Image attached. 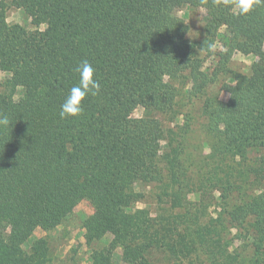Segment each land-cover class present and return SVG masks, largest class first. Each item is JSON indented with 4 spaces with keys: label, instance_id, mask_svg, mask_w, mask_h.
Segmentation results:
<instances>
[{
    "label": "trees",
    "instance_id": "16d2710c",
    "mask_svg": "<svg viewBox=\"0 0 264 264\" xmlns=\"http://www.w3.org/2000/svg\"><path fill=\"white\" fill-rule=\"evenodd\" d=\"M10 5L35 30L8 25ZM185 7L206 12L198 41L178 16ZM235 53L254 56L248 74L229 68ZM85 59L101 92L60 119ZM0 69L11 123L0 127V264H52L50 235L83 201L88 264H264V6L240 16L223 0H0ZM220 78L232 81L225 101ZM180 89L201 103L210 138L196 165L184 161L187 130L159 118L176 115ZM148 197L154 218L136 207ZM37 229L48 235L33 240Z\"/></svg>",
    "mask_w": 264,
    "mask_h": 264
},
{
    "label": "rangeland",
    "instance_id": "374dc122",
    "mask_svg": "<svg viewBox=\"0 0 264 264\" xmlns=\"http://www.w3.org/2000/svg\"><path fill=\"white\" fill-rule=\"evenodd\" d=\"M178 16L181 17L188 26V35L187 38L189 41H198L202 38L203 26L206 22V12L202 9H192V8H182L178 12ZM5 21L8 25L18 24L24 28L29 30H35L33 25L31 24V18L26 15L23 10L16 9L13 6H8L7 10L4 13ZM40 30L45 29V25L41 24L39 27ZM215 48L220 49L218 44L215 45ZM255 61L254 56L248 55L244 56L240 53H235L232 56L229 68L236 73L248 74L250 66ZM213 69V59L212 57H208L204 64V71L211 72ZM10 76V72L5 69H0V81L5 80ZM227 77V76H226ZM227 79V78H225ZM220 78V80L214 85V92L217 93L220 100H227L228 94L222 91V87L227 83H232L230 80H225ZM187 90L180 89L179 94L176 98V103L174 107V111H176V115H166L159 116L160 121L163 124V127L166 129L172 128L176 131L179 129L187 130L185 151L187 152L188 159L184 160L186 165L189 164L196 165L199 161L204 159L206 156L210 154L209 147L207 143L210 142V138L206 135L203 129L204 117L201 115V103L197 99L190 100L186 93ZM143 114V110L141 108H137L133 115L135 117H140ZM176 116V117H175ZM185 119L188 120L186 123ZM165 143H162L164 145ZM195 171H193L194 173ZM195 183H200V179L198 177H193ZM197 188H193L192 192L188 194V200L193 205L199 204V192L196 190ZM258 189V188H256ZM221 191V190H220ZM261 190H257L255 193H260ZM219 197V191L214 192L215 205H212L208 211V214L212 218H216L220 211V206L217 204ZM137 209H149V217H156L155 209L156 206L152 203V199L149 197L144 199L143 202L138 203L136 205ZM92 207L86 201L81 202L74 210L73 214L70 215L63 222L62 226H60L57 231L51 233V248L53 251V262L52 264H72L71 257L72 253L71 249L77 250V254L75 255V259L80 260V264H88L89 252L85 244V229L83 226L84 220L92 214ZM230 238H234L237 234L236 229H231ZM46 233L37 229L33 236V240H38L44 238ZM112 236H107V241L111 240ZM240 241L237 239L234 240V244L236 246L240 245ZM104 246V244H100V247ZM121 250H116V254L119 257L121 255ZM119 259V258H118ZM119 264H125L123 261H118Z\"/></svg>",
    "mask_w": 264,
    "mask_h": 264
},
{
    "label": "clouds",
    "instance_id": "9594fccd",
    "mask_svg": "<svg viewBox=\"0 0 264 264\" xmlns=\"http://www.w3.org/2000/svg\"><path fill=\"white\" fill-rule=\"evenodd\" d=\"M223 3L231 5L234 13L240 16L248 15L254 7L264 6V0H223ZM75 71L79 74V82L70 89L61 104L58 113L60 119L79 118L84 112L82 102L88 96H99L101 92L100 82L95 78L96 70L87 59L82 60ZM10 124L8 117L0 114V127H9Z\"/></svg>",
    "mask_w": 264,
    "mask_h": 264
}]
</instances>
